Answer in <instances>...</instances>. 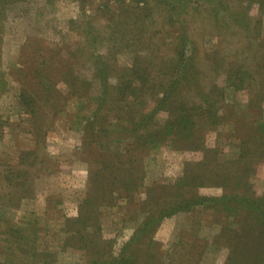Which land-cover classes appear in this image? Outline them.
<instances>
[{
	"label": "rangeland",
	"instance_id": "374dc122",
	"mask_svg": "<svg viewBox=\"0 0 264 264\" xmlns=\"http://www.w3.org/2000/svg\"><path fill=\"white\" fill-rule=\"evenodd\" d=\"M147 4L139 8L136 0L0 2L3 15L0 16V81H4L0 85V170L30 168L34 188L33 195L25 197L19 208H7L6 215L15 223L35 221L40 229L39 248L58 252L54 264L87 263L84 250L71 246L65 249L63 242L67 234L65 217L80 215L81 202L91 183V157L106 159L109 151H119L116 157L120 165L115 169V177H123L122 166L126 167L132 160V154L126 151L135 146V132L131 129L135 125L128 120L129 99L120 93L124 83L135 86L142 82V76H148V83L156 85L154 90L166 89L177 78L180 61L188 62L195 75V68L200 73L196 83L191 85L189 80L187 85V82L182 84L177 94H184L181 97L186 104H200L204 108L207 103L203 94L206 98L212 96L216 84L225 89L218 97L224 111L216 124L211 123L208 115L200 117L193 126L194 136L179 142L184 149H177L174 145L177 142L171 143L172 134L165 143L146 148L141 152L145 167L138 187L126 191L122 185L118 186L115 195L101 201V233L107 239H115V253H119L145 218L141 201L149 186L176 181L187 161L197 162L206 154L214 153L219 162L236 157L240 154L241 134L253 136L256 125L264 122V100L256 110L249 104L255 91L226 86L234 62L235 67L242 64L252 67L261 82L263 75L258 64L264 60V0H147ZM238 12H247L251 18L248 26L235 20ZM96 57L108 64L104 77L96 75L97 63H93ZM222 57L227 58L223 68L216 63ZM48 62L52 68L50 75L44 72L31 80V68ZM24 74H27L25 82L29 78L33 83V87L28 84L26 87L38 92L40 107L34 118L22 110ZM77 77L81 81L78 91L74 85ZM105 84L108 96L101 109L102 124L110 131H100L104 135L99 137L102 150L89 149L92 156L88 157L83 153L86 118L96 112ZM144 91L140 99L146 100L145 104L134 101L129 106L134 114L138 108L154 105L149 90ZM170 108L156 114L157 125L175 117ZM196 141L200 144L193 147ZM31 148L35 149L31 161L19 165L20 151ZM44 156L45 159L41 158ZM255 161L259 162L254 165L255 174L249 178L250 189L262 195L264 159ZM3 174H0V194L7 195L13 187ZM223 192V186L218 184L201 187L198 193L221 195ZM243 216L238 223L237 217L223 210L199 206L166 218L154 234L158 241L157 261L226 264L235 249L245 253L244 256L247 254L245 261L253 251L244 244L232 248L228 238L245 224ZM228 225L231 231L226 228ZM256 234L250 238L257 251L264 248V234L261 230ZM233 236L234 241L237 238ZM244 238L247 239L244 236L241 240Z\"/></svg>",
	"mask_w": 264,
	"mask_h": 264
},
{
	"label": "trees",
	"instance_id": "16d2710c",
	"mask_svg": "<svg viewBox=\"0 0 264 264\" xmlns=\"http://www.w3.org/2000/svg\"><path fill=\"white\" fill-rule=\"evenodd\" d=\"M2 1L4 0H0V2ZM136 2H138L137 7L139 8H143L142 5L147 4V0H136ZM0 14L2 17L1 12ZM235 16V20L239 23L246 22L248 26L251 22V18L247 12H238ZM217 21H221L220 14L217 15ZM184 53L181 52L182 55ZM226 59L224 57L217 59L216 63L218 67H225L227 64ZM48 63L46 64L49 65L48 67H45V65L31 68L30 79L36 80V76H40L44 72L46 76H49L52 68L50 66L51 63ZM93 63H97L95 64L97 67L96 75L104 77V71L108 65L107 62H103L101 57H96ZM244 65H237L235 67V62L232 63L233 67L229 69L230 72L227 77L226 86L239 91L247 88H251L253 92L255 91L249 104L256 110L257 106L259 107L264 100V60L258 64L261 76L263 75L260 80L261 82L258 81V75L253 74V68H247ZM191 66L188 62L180 61L176 69L177 78L172 80V83L170 82L171 84L166 89L157 88V90H154L156 85L151 82L148 83V76H142L143 80L138 85L134 86L132 84L131 86V82H129L130 84L126 82L122 86L120 90L121 96L129 99V104L126 106H130L134 101L145 104L146 100L140 99L142 95L144 96V90H149L148 93L152 95L154 99L152 103L155 105L152 104L153 106L138 108L135 114L128 106L130 116L128 120L132 123L131 125H135V127H131L135 132L133 136V145L135 146L127 148L126 153L132 154V160L129 159L130 163L126 167L125 165L122 166L123 170H125L123 177L114 176L117 165H120V159L116 157L119 151H109L110 156L106 159L100 157L93 158L91 154L93 148L101 149L99 148L100 138L104 135L100 131H110L108 128H104L105 126L102 124L104 116L101 114V109L105 105L108 96L106 84L96 112L86 118L83 153L87 154L88 157L92 156V161L90 162L91 183L89 184L86 196L81 202L80 215L77 217L67 215L65 217L66 225L64 230L67 234L63 242L65 249L71 246L72 248L84 250L87 255L86 264H162L157 261L158 251L156 250V244L158 241L154 235L158 227L163 224L166 218L181 211L194 210L199 206L207 209H217L218 211L223 210L226 214L237 217V221L244 215L245 224H242V228H240L241 232L240 230L231 232L233 233L232 235H235L233 237L239 239L233 241L230 233L228 238L231 240L230 245L232 248L234 246L238 248L237 245L244 244L253 252L244 261L243 259L247 254L244 256L245 253L235 249L231 251L226 264H264V248L256 251L257 246L253 243V239L250 238V235L252 237L258 236L256 232L259 230L264 234V194L256 195L255 192L251 191V183H249V178L253 173L255 174L254 165L259 162L255 161V159H264V122L255 124L257 130L253 136L241 134L240 154L236 157L219 162V158H216L214 153V155L209 153L206 154L204 159L197 162L187 161L183 174L176 181L168 183L159 182L153 186H149L146 189L145 198H142L141 201V209L144 210L146 216L136 227L131 237L123 243L119 253H115L114 251L113 245H115V239H107L101 233V224L99 222L100 204L110 195H115L117 189H119L117 188L118 186L122 185L126 191H131L130 189L138 187L137 185L143 179L142 172L145 166H143L144 156L142 153L146 151V148L152 147L157 143H165L168 141V136L172 134L174 138L171 140V143L177 142V144H174L176 145L175 147L177 149H184L186 147L181 146V140L194 136L195 130L193 126H196L200 117L208 115L211 123L213 122L214 124L220 121L224 106L219 105V98L225 92L224 87H217L214 84L212 96L206 98L203 94V99L207 103L204 108L200 104L192 106L186 104L182 98L184 94H180L179 92L177 94V91H180L177 89L182 84L187 82V85L189 80L192 81L191 85L194 82L196 83V77L200 73V70L195 68V75ZM226 70L228 69L226 68ZM26 76L27 74H24V79L22 78L25 86L21 93L22 110L34 118V116H37L36 114L40 107L37 99L38 92L26 87V84L33 87V83L31 80L29 81V78L25 82ZM3 82L0 81V85ZM80 82V78L77 77L74 83L77 91L80 89ZM38 83L40 84L41 82L38 81ZM257 87L259 88L257 89ZM133 96L135 97L132 100ZM168 107H171L170 111L174 113L175 117L164 125L159 123L157 125V122H154L156 114L164 108L168 109ZM126 127H130V125ZM126 127L124 126L123 128ZM199 144L200 141H196L193 147H198ZM31 149H22L20 151L19 165L31 161L29 158L33 157L31 155L32 151L35 153V149ZM89 149L91 150L90 154L88 153ZM135 153H138L139 156ZM41 158L45 159V156ZM117 162L119 163L117 164ZM23 168L0 170L2 172L0 174L4 173L3 175L7 176V181L13 187V190L7 195L0 194V264H54L55 260H57L58 252L52 249L41 250L39 248L37 240L40 236L38 234L40 229L35 224V221L15 223L7 219V208H19L21 206L20 202L25 197L33 195L31 192L34 189L32 186L31 170L30 168ZM134 177L137 178L135 179ZM131 184L133 185L132 187H130ZM218 184H221L224 188V192L221 195H202L198 193L201 187ZM128 194L132 195L131 192ZM238 223H240V220ZM226 228L230 231L232 229L230 225L226 226ZM253 231L255 235L252 234ZM244 236L247 239L241 240Z\"/></svg>",
	"mask_w": 264,
	"mask_h": 264
}]
</instances>
